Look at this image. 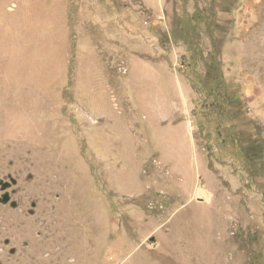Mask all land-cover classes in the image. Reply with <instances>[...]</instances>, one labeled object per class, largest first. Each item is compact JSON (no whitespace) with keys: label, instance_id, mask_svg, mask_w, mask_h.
I'll return each instance as SVG.
<instances>
[{"label":"rangeland","instance_id":"obj_1","mask_svg":"<svg viewBox=\"0 0 264 264\" xmlns=\"http://www.w3.org/2000/svg\"><path fill=\"white\" fill-rule=\"evenodd\" d=\"M0 264H264V0H0Z\"/></svg>","mask_w":264,"mask_h":264},{"label":"flooded vegetation","instance_id":"obj_2","mask_svg":"<svg viewBox=\"0 0 264 264\" xmlns=\"http://www.w3.org/2000/svg\"><path fill=\"white\" fill-rule=\"evenodd\" d=\"M5 198V197H4ZM6 199H7V196H6Z\"/></svg>","mask_w":264,"mask_h":264}]
</instances>
